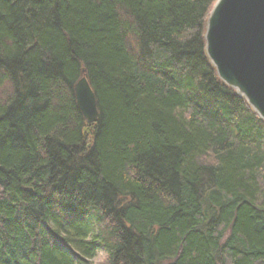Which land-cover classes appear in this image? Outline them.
I'll use <instances>...</instances> for the list:
<instances>
[{
	"label": "trees",
	"instance_id": "trees-1",
	"mask_svg": "<svg viewBox=\"0 0 264 264\" xmlns=\"http://www.w3.org/2000/svg\"><path fill=\"white\" fill-rule=\"evenodd\" d=\"M215 2L0 0V264H264V122L206 57Z\"/></svg>",
	"mask_w": 264,
	"mask_h": 264
},
{
	"label": "water",
	"instance_id": "water-1",
	"mask_svg": "<svg viewBox=\"0 0 264 264\" xmlns=\"http://www.w3.org/2000/svg\"><path fill=\"white\" fill-rule=\"evenodd\" d=\"M205 54L218 79L264 122V0H216L204 26ZM88 127L97 107L85 70L73 88Z\"/></svg>",
	"mask_w": 264,
	"mask_h": 264
},
{
	"label": "rangeland",
	"instance_id": "rangeland-1",
	"mask_svg": "<svg viewBox=\"0 0 264 264\" xmlns=\"http://www.w3.org/2000/svg\"><path fill=\"white\" fill-rule=\"evenodd\" d=\"M102 258H103V254H99L96 260L94 261V263H98L100 260H102ZM162 264H167V262H164Z\"/></svg>",
	"mask_w": 264,
	"mask_h": 264
}]
</instances>
